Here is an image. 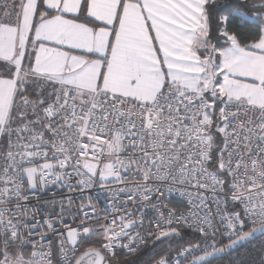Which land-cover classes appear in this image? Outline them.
Returning <instances> with one entry per match:
<instances>
[{
	"label": "snow or ice",
	"instance_id": "snow-or-ice-1",
	"mask_svg": "<svg viewBox=\"0 0 264 264\" xmlns=\"http://www.w3.org/2000/svg\"><path fill=\"white\" fill-rule=\"evenodd\" d=\"M0 264H264V0H0Z\"/></svg>",
	"mask_w": 264,
	"mask_h": 264
},
{
	"label": "built area",
	"instance_id": "built-area-1",
	"mask_svg": "<svg viewBox=\"0 0 264 264\" xmlns=\"http://www.w3.org/2000/svg\"><path fill=\"white\" fill-rule=\"evenodd\" d=\"M66 191L67 190L65 189L64 192L66 193ZM85 195L86 196L91 195V196H94V197L98 195L99 196V200L97 202L98 208L103 209L105 207V201H106L107 193H105V192H99L98 190H92L90 192H86ZM45 198H48V197H45ZM56 198L59 199L60 197L57 196ZM79 200H80V198L78 196H76L75 197V201H76L77 204L79 203ZM73 215H75V212L73 213ZM66 222L69 223V224H71L72 223L71 217H68L66 219Z\"/></svg>",
	"mask_w": 264,
	"mask_h": 264
}]
</instances>
